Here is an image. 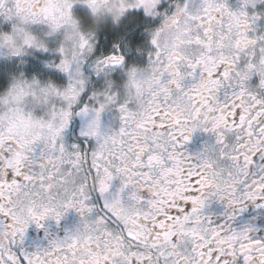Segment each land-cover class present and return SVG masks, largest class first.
I'll use <instances>...</instances> for the list:
<instances>
[{
  "label": "clouds",
  "instance_id": "obj_1",
  "mask_svg": "<svg viewBox=\"0 0 264 264\" xmlns=\"http://www.w3.org/2000/svg\"><path fill=\"white\" fill-rule=\"evenodd\" d=\"M161 2L28 0L18 10L16 0H4V8L0 10V59L13 65V70L7 73L8 83L0 90V135L5 139L11 137L14 141L35 142L36 155L39 150L50 147L49 140L55 135L56 141L63 143L70 152L72 149L66 144L65 130L76 116L86 121L81 132L87 131L88 138L97 145L105 144L109 137L119 135V129L123 126L122 107L127 110L130 119L143 118L148 111L145 101L153 96H167L175 100L181 112H192L195 104L191 90L194 86H201L202 81L190 74V64L201 57L206 58L209 50L214 59L231 60L243 53L237 61L238 66H233L237 78L232 83L237 91L243 87L248 95L264 100V40L259 39L264 36V31L258 32L256 24L250 26L252 16L264 15V8L256 7L264 0H238L239 7L236 8L230 6L229 0H211L213 8L217 2L226 3L228 7L224 9L223 26L217 24L212 29L213 38L204 52L196 46L195 41L202 26L198 19L193 22L194 18L204 15L208 7L204 0H163L171 12L167 9L157 10ZM185 4L188 5L187 11ZM141 10L143 18L137 15ZM212 15L216 13L213 11ZM152 20L158 22L153 24ZM137 29L144 39L134 42L131 37ZM109 36L113 37L111 41L107 39ZM130 55L142 56L145 60L129 61ZM29 57L40 59V73L27 74L25 68ZM52 71L62 74L65 81L55 80L50 74ZM164 75L169 80L177 81L179 86L163 85L161 81ZM162 88L168 90L162 91ZM225 103L223 95L217 94L212 106L221 108ZM108 113H113L114 118L118 116V128L103 125V117ZM213 124L211 117H195L189 122L192 131L188 133L187 142L198 132L211 137V141L204 142L202 149L194 155V162L192 159L194 164L204 166L209 181V186L197 194L203 206L197 204L198 212L190 218L191 227L197 229L200 235H210L213 228L219 225L214 224L205 211L213 201L224 203V225L229 227L234 220L229 217H236L241 208L249 203L257 208L264 204V199L254 204L243 197L241 189H247L235 181L244 179L237 166H243L244 161L230 159L236 142L221 143L218 136L220 129H213ZM254 127L256 135L252 140L257 144L255 158L261 160V156H264V132L260 130L261 126L254 124ZM28 146L33 145L29 143ZM28 155L30 157L32 153ZM41 162L38 160L37 165ZM260 167H264V164L255 160L249 170V178ZM35 171L41 173L44 169L37 167ZM160 171L158 166L152 174L155 176ZM99 179L109 184L110 195L120 189H123V193L127 191L123 195V202L116 207L122 217L123 228L116 224H105L107 217L103 205H95L89 211L91 204L82 206L79 201L83 197L80 195L75 199L68 196L52 202L48 199L47 190L39 184L34 188L36 197L25 200L19 207V215L28 228L30 225L37 227V224L43 227L44 222L49 220L57 222V215L60 221L70 210L78 213L79 222L75 230L66 236L68 239L52 240L49 245L50 248L56 242L65 248L71 264H97L98 261L104 264V256L111 257L114 252L126 250V229L130 226L126 218L154 194L143 186L142 181L135 178L129 180L128 174L123 171L113 172L110 178L102 174ZM99 179L96 186L89 182L86 189L88 194L98 193ZM114 181H118L119 186L112 192ZM233 199L238 200L239 204H231ZM209 218L211 223L208 222ZM246 226L239 230L230 229L239 232ZM187 229L188 225L185 224L180 236L181 252H190L196 243ZM68 244L73 247L68 248ZM20 245L17 237L15 249ZM176 259L175 256L167 258V264H173ZM196 259L199 264L200 258ZM160 264H165V260L161 259ZM211 264H217V261L214 259ZM220 264H224V261H220Z\"/></svg>",
  "mask_w": 264,
  "mask_h": 264
},
{
  "label": "snow or ice",
  "instance_id": "obj_2",
  "mask_svg": "<svg viewBox=\"0 0 264 264\" xmlns=\"http://www.w3.org/2000/svg\"><path fill=\"white\" fill-rule=\"evenodd\" d=\"M16 3L19 10L28 0H16ZM204 3L208 5L204 15L193 21L198 19L202 26L200 35L195 36L196 46L201 48V52L213 38L212 29L217 24L223 26L224 9L228 7L226 3L217 2L213 8L211 0H204ZM260 5L256 7L264 8ZM3 8L4 0H0V10ZM160 9L171 12L163 0L157 5V10ZM184 9L187 11V4ZM213 11L215 16L212 15ZM262 17L264 15L252 16L250 26L257 24ZM259 39L264 40V36ZM243 55L241 53L231 60L214 59L209 50L206 58L201 57L190 64V74L202 81L201 86H194L191 90L195 104L192 112H181L175 100L159 95L145 101L148 111L140 119H130L127 110L122 107L123 126L119 129V135L109 137L105 144L94 145L90 150L81 144H74L69 152L53 135L49 140L50 147L39 150L36 155L35 142L14 141L11 137L5 139L0 135V264H71L68 251L56 242L42 251L15 249L17 237L22 244L28 228L19 215V207L25 200L36 197L34 188L39 184L47 190L50 201L68 196L75 199L80 195L83 199L79 203L82 206L91 204L88 210L92 211L95 204L91 203V195L86 192L89 182L96 186L102 174L110 178L116 171L126 172L129 180L135 178L142 181L143 186L154 194L126 218L130 221L125 236L128 242L126 250L114 252L111 257L104 256V264H160L161 259L167 264V258L173 256L177 257L173 264H198L197 257L200 258L199 264H211L214 259L217 264L222 260L224 264H264V240L250 234L254 231L252 227L246 226L237 232L223 224L213 228L210 235H200L197 229L191 227L190 218L198 212L196 205L203 206L197 194L209 186V181L204 166L194 164L183 150L189 138L188 133L192 131L189 122L195 117H211L213 129H220L218 136L221 143L236 142L230 159L244 161L243 166L237 164L244 179L235 181L247 189H241L243 197L254 204L264 199V167H260L249 178L257 148L252 140L256 135L254 124L261 126L260 130L264 132V100L248 95L243 87L237 91L232 83L237 78L233 66H238L237 61ZM120 59L123 61L124 58ZM161 83L168 87L179 86L177 81L169 80L167 75L163 76ZM166 90L162 88V91ZM217 94H222L226 101L221 108L212 106ZM65 124L67 126V121ZM80 135L88 138L87 131H82ZM29 143L33 146L29 147ZM249 148L251 150L245 151ZM28 153L32 155L29 157ZM38 160L42 162L37 165ZM261 160H264V156H261ZM158 166L161 171L154 176L152 173ZM37 167L44 169V172L37 173ZM257 193L262 195L258 196ZM98 194L103 200V211L107 217L105 224H116L123 228L122 217L116 210L117 205L123 202V189L110 195L109 184L99 179ZM230 203L238 205L239 201L233 199ZM258 207L264 208V204ZM28 211L35 215L31 209ZM56 219L59 223V215ZM208 222L211 223L210 218ZM185 224L188 225V233L196 241L190 252L179 251ZM37 227L42 226L37 224ZM67 247L72 248L73 245L68 244Z\"/></svg>",
  "mask_w": 264,
  "mask_h": 264
},
{
  "label": "flooded vegetation",
  "instance_id": "obj_3",
  "mask_svg": "<svg viewBox=\"0 0 264 264\" xmlns=\"http://www.w3.org/2000/svg\"><path fill=\"white\" fill-rule=\"evenodd\" d=\"M198 2V0H197ZM229 4L231 7L236 8L239 7L238 0H229ZM259 7H264V3H262ZM139 17L143 18L142 10L137 14ZM151 20V18H148ZM158 20H152V23H157ZM141 27H143L141 25ZM256 30L264 31V17L260 18L256 24ZM132 40L134 42H139L144 39V36L141 34L140 30L137 29L135 32L132 33ZM108 41L113 39L112 36L107 37ZM129 61H137V62H144L145 58L142 56H133L130 55L128 57ZM28 64H31L34 67L39 65L42 66L40 59L28 58ZM30 67V65H29ZM13 70V65H10L8 62L0 59V90H2L8 83L7 73ZM30 75V74H28ZM53 78L57 77L55 72L52 73ZM119 78V77H117ZM255 79L253 83H255ZM85 120L79 116L73 118L70 122L69 128L65 130V141L66 144L71 148L74 144H81L86 149H91L94 146V141L82 137L80 135L81 130L85 125ZM102 123L104 126H111L113 128L119 127L118 116L114 118L113 113H108L103 117ZM86 141V142H85ZM210 142L211 137L205 133H195L191 137V139L183 146V150L187 156L193 159L194 162V155L199 152L204 142ZM255 160L257 163L264 164V160H260L259 157H256ZM195 179H193V183ZM119 186L118 181H114L111 191L115 192ZM127 191L122 195H126ZM143 195L147 198V193L144 192ZM91 203L102 207L103 200L100 195L92 194L91 195ZM259 203V202H258ZM224 203L213 201L208 205L205 209L206 214H208L212 222L214 224L223 225L225 223V215H224ZM190 209V205H189ZM2 219V217H0ZM79 222V215L75 211L70 210L65 216L57 223L56 221H46L44 222L43 227L37 228L35 225H30L29 228L26 230L25 238L23 243L17 248L16 250L23 249L25 252H33L37 250L47 249L49 248L50 241L52 240H62L66 236H68L71 232L75 230ZM245 225L250 226L254 229L253 232L250 234L257 239L264 240V208H257L255 205L248 204L247 207L243 208L242 211H239L238 215H236L235 219L231 221L230 227L239 230L240 228L244 227ZM242 264V262H240Z\"/></svg>",
  "mask_w": 264,
  "mask_h": 264
},
{
  "label": "rangeland",
  "instance_id": "obj_4",
  "mask_svg": "<svg viewBox=\"0 0 264 264\" xmlns=\"http://www.w3.org/2000/svg\"><path fill=\"white\" fill-rule=\"evenodd\" d=\"M30 65V67H29ZM25 71L27 72V74H33V73H40L42 71V66L40 67L39 65H37V67L32 66L31 64H27ZM55 72V75L57 77H55V80H57L58 82H64L65 81V77L58 73L57 71H52L50 74L52 75V73Z\"/></svg>",
  "mask_w": 264,
  "mask_h": 264
}]
</instances>
